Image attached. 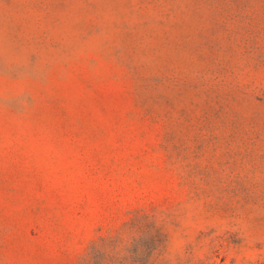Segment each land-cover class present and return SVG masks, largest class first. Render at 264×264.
<instances>
[{
	"label": "rangeland",
	"instance_id": "obj_1",
	"mask_svg": "<svg viewBox=\"0 0 264 264\" xmlns=\"http://www.w3.org/2000/svg\"><path fill=\"white\" fill-rule=\"evenodd\" d=\"M0 264H264V0H0Z\"/></svg>",
	"mask_w": 264,
	"mask_h": 264
}]
</instances>
